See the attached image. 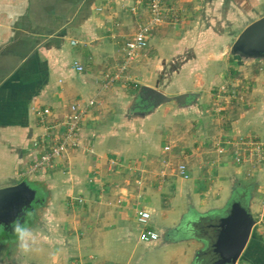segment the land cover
Wrapping results in <instances>:
<instances>
[{
	"label": "crops",
	"instance_id": "crops-1",
	"mask_svg": "<svg viewBox=\"0 0 264 264\" xmlns=\"http://www.w3.org/2000/svg\"><path fill=\"white\" fill-rule=\"evenodd\" d=\"M165 2L174 16L119 73L126 42L148 18L144 5L132 13L133 0H0V189L27 182L38 200L24 220L36 242L23 252L12 228L0 231V264H184L189 249L167 241L169 234L183 223L202 243L195 224L219 217L237 197L254 219L245 264H264V225L255 229L264 162L234 153L239 138L264 141V102L225 116L224 106L205 105L214 94L203 83L248 70L229 54L239 34L222 36L216 26L229 8L230 30L246 27L264 17L246 19L254 8L264 11V0ZM150 91L167 101L155 104ZM181 95L194 97L173 100ZM219 96L218 89L213 101ZM72 105L85 109L79 147L44 174L27 175L42 152L34 144L64 132ZM211 109L217 136L205 115ZM195 118L198 131H185ZM136 210L150 214L146 226ZM142 230L155 231L157 241L140 242Z\"/></svg>",
	"mask_w": 264,
	"mask_h": 264
},
{
	"label": "water",
	"instance_id": "water-1",
	"mask_svg": "<svg viewBox=\"0 0 264 264\" xmlns=\"http://www.w3.org/2000/svg\"><path fill=\"white\" fill-rule=\"evenodd\" d=\"M231 52L244 59L264 58V17L243 29L232 45ZM150 93L155 104L167 101L155 91ZM193 97L181 95L173 100L180 103L183 99ZM36 195L27 182L0 189V231L11 230L12 222L17 218L24 221L38 201ZM253 226L254 219L244 199H233L223 215L209 219L202 225L198 234L200 240L207 242V247L196 256V260L203 257L208 264H236L246 248Z\"/></svg>",
	"mask_w": 264,
	"mask_h": 264
},
{
	"label": "built area",
	"instance_id": "built-area-1",
	"mask_svg": "<svg viewBox=\"0 0 264 264\" xmlns=\"http://www.w3.org/2000/svg\"><path fill=\"white\" fill-rule=\"evenodd\" d=\"M165 1L166 0H133L134 6L130 8V11L135 13L137 7L144 5L148 18L144 24H141L138 27L136 32L126 42L124 59L119 68V73L125 71L136 59L138 53L147 47L151 32L159 27L167 16H174V9L168 7ZM74 69L77 72L83 70V68L77 64H74ZM115 78L118 79V76L116 75ZM223 89L224 88L221 90ZM92 104V101L88 102V105ZM69 110L70 112L63 123V133L55 135L53 137L54 141L50 144L46 143L44 140L41 141L40 145L37 143L34 144L35 148H42V152L40 157L29 165L26 171L27 175L33 176L36 173L44 174L48 169L54 166L58 158L79 147V135L81 131L80 124L85 109L79 108L77 105H72ZM239 139V141L237 140L238 142H234V153L243 157L242 162H264V141H257L250 137ZM165 150H167V148H165ZM238 162H241V160L239 159ZM177 174L183 179L189 178L184 165L178 166ZM135 219L140 226L144 227L150 220V214L145 210H136ZM157 239V233L152 230H142L138 235V240L143 243L155 242Z\"/></svg>",
	"mask_w": 264,
	"mask_h": 264
},
{
	"label": "rangeland",
	"instance_id": "rangeland-1",
	"mask_svg": "<svg viewBox=\"0 0 264 264\" xmlns=\"http://www.w3.org/2000/svg\"><path fill=\"white\" fill-rule=\"evenodd\" d=\"M234 8H231V9L234 12H236V13H237V10H242L240 8V6L238 7V9H236V7H234ZM254 9L255 10L253 11V14H248L246 19L247 18L250 19L251 16L254 17V18L258 17L262 13H264V11L261 12L260 10H256V8H254ZM223 13H224V15L220 14L222 16V20H220V23L218 25H217V22H215V20H214V23L217 25L216 27L221 25V27H222V29H221L222 36H225V35H228V34H232L233 35L235 32H237V34H240V32L245 28V26H244L241 29L240 26H243V25L247 24V21H242L244 23H239L240 26L238 25L239 28L237 29V31L234 30V29L230 30V27L233 26V24L231 23V21L233 20V14L231 15L229 13V8H227V10L225 12H223ZM227 13H229V14L227 15ZM230 17H231L232 20L230 19ZM240 19L238 21H241ZM231 42L234 44L235 37H234V39H232ZM229 54L233 55L232 52H231V49L229 51ZM239 59L241 60L242 63H244L243 64L244 66L242 65L240 69L248 67V70L241 71V72L239 71L236 75H234V76L231 75V76L227 77L225 80L221 81V84H219V83L217 84L214 81V84L210 83V85H209V77L206 78V82H205V80L203 82L204 84H206L207 88L209 86L210 91L212 89L214 96L217 94L218 89L220 91V96L218 98V101H217V98L215 99L217 102L213 101V97L214 96L211 95V96H209L210 97L209 98L210 101L204 100L205 105H215V106H211V107H213V109L215 111L218 108L216 105L224 106L225 107V110H224L225 112H223V113H225V116H228L230 114V112H232V111L239 112L240 111L239 109L243 110L242 106L251 107L253 105H262V102H264V58H254V59L239 58ZM226 65H229V63H227ZM226 67H229V66H226ZM197 80H199V78L196 79L195 82ZM200 82H202V80ZM221 86L224 87L223 90H220ZM214 110L211 109L209 112L205 113V115H206L208 121L210 123H212L211 126L209 127L211 129V131H212V136L213 135L217 136V135H219V133H215V131H216V128L218 127L217 126V121L218 120H217V116H214L216 114ZM194 113L195 112L193 111L192 114H194ZM195 121H197V118H195L193 120V122L192 121L190 122L191 125L189 124L187 127H184L185 131H187V132L191 131V130L198 131L196 129H193L192 123H194V125H195V123H198V122H195ZM242 134H244V133L240 132V135H242ZM190 135H192V134H190ZM250 136H251L250 138H252V139L260 138V137H258L256 135H252V134H250ZM237 140L239 141L240 139H237ZM258 140L260 141V139H258ZM173 143H175V142H173ZM232 184L234 185V188H235V186L238 187L237 191H239V189L243 190V188H241L239 185H236L237 183L234 182ZM246 191H249V190H245V192ZM245 201H246V204H247V200H245ZM228 204H227V207H225L223 210L218 212L219 216L223 215L226 212V210H227V208L229 206ZM69 206H71V205H69ZM69 208H72V207H69ZM77 209H79V206H78ZM42 212L37 215L36 219H38V221L42 218L43 214H45V213H42ZM72 213H73V210H71L70 215ZM262 218H264V209H261V210L255 212V222H256V224H255L256 228L255 229H258L261 225H264V220L261 221ZM183 225L184 224L181 223L178 226L179 230H177L176 233L169 234V237L167 238V241L174 242V243L185 241L184 245H186L185 248L187 250L189 249L188 250L189 251V253H188L189 255H187L188 259L185 260L184 264H194L195 263L194 258L196 257V254L198 252H201L203 250L204 243L203 242L200 243V241L194 240L193 239V233L191 234L188 231L186 232V226L184 228ZM259 230H262V228H260ZM185 234H189V235H185ZM199 235L200 234L197 233L198 238H199ZM50 240H47V242H48L47 246L48 247L53 245V241H50ZM185 243H187V244H185ZM176 244H178V243H176ZM50 250H52V249H50ZM64 253H66V252H64ZM245 255H246V249L242 253V255L239 258V260L236 262V264H245V262H246L245 261V257H246ZM64 256L65 255H63V257ZM79 261L80 260H78V262ZM81 263H82V261H81Z\"/></svg>",
	"mask_w": 264,
	"mask_h": 264
},
{
	"label": "clouds",
	"instance_id": "clouds-1",
	"mask_svg": "<svg viewBox=\"0 0 264 264\" xmlns=\"http://www.w3.org/2000/svg\"><path fill=\"white\" fill-rule=\"evenodd\" d=\"M12 230L17 237L20 250L23 252L29 251L31 245L36 242V239L27 221H21L20 218H17L12 222Z\"/></svg>",
	"mask_w": 264,
	"mask_h": 264
},
{
	"label": "flooded vegetation",
	"instance_id": "flooded-vegetation-1",
	"mask_svg": "<svg viewBox=\"0 0 264 264\" xmlns=\"http://www.w3.org/2000/svg\"><path fill=\"white\" fill-rule=\"evenodd\" d=\"M205 223H207V221H198L196 224H195V228H199V229H201L202 228V225L203 224H205ZM202 230V229H201ZM201 242H203L204 243V250L206 249V247H207V242L206 241H201ZM203 252V251H202ZM197 261V260H196ZM197 264H208L207 262H205L204 261V259H203V257H201L200 259H198V261L196 262Z\"/></svg>",
	"mask_w": 264,
	"mask_h": 264
}]
</instances>
